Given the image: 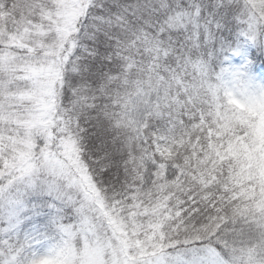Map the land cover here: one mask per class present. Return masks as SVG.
<instances>
[{"label":"snow or ice","instance_id":"1","mask_svg":"<svg viewBox=\"0 0 264 264\" xmlns=\"http://www.w3.org/2000/svg\"><path fill=\"white\" fill-rule=\"evenodd\" d=\"M0 264H264V0H0Z\"/></svg>","mask_w":264,"mask_h":264}]
</instances>
